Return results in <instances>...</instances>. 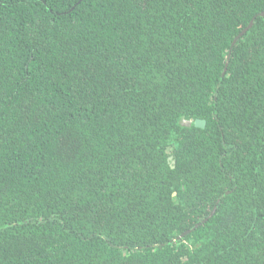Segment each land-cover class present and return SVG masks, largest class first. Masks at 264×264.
Returning a JSON list of instances; mask_svg holds the SVG:
<instances>
[{"label":"trees","instance_id":"16d2710c","mask_svg":"<svg viewBox=\"0 0 264 264\" xmlns=\"http://www.w3.org/2000/svg\"><path fill=\"white\" fill-rule=\"evenodd\" d=\"M262 13L0 0V264H264Z\"/></svg>","mask_w":264,"mask_h":264},{"label":"water","instance_id":"95a60500","mask_svg":"<svg viewBox=\"0 0 264 264\" xmlns=\"http://www.w3.org/2000/svg\"><path fill=\"white\" fill-rule=\"evenodd\" d=\"M262 14H264V13H262ZM185 118H186V119H189L188 117H185ZM194 124H195L196 126H203V125H205V121H204L203 119H195V120H194ZM213 212H214V208L211 210V212L208 214L207 217H209ZM188 231H190V230H187V231H185L184 233H187Z\"/></svg>","mask_w":264,"mask_h":264},{"label":"flooded vegetation","instance_id":"af4514ba","mask_svg":"<svg viewBox=\"0 0 264 264\" xmlns=\"http://www.w3.org/2000/svg\"><path fill=\"white\" fill-rule=\"evenodd\" d=\"M203 126H204V125H203ZM203 126H202V127H203Z\"/></svg>","mask_w":264,"mask_h":264}]
</instances>
